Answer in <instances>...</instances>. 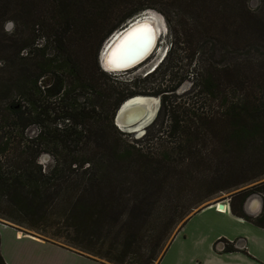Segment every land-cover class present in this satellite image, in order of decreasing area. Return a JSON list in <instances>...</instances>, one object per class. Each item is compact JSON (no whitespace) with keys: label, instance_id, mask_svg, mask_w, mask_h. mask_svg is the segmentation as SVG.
Instances as JSON below:
<instances>
[{"label":"trees","instance_id":"16d2710c","mask_svg":"<svg viewBox=\"0 0 264 264\" xmlns=\"http://www.w3.org/2000/svg\"><path fill=\"white\" fill-rule=\"evenodd\" d=\"M156 2L165 8L172 5L170 0ZM234 2L239 8L236 32L240 39L250 27L264 34V20L249 10L247 1ZM75 3L58 0L59 10L68 14ZM8 4V0H0V7ZM202 4L208 11L213 6L219 10L214 0ZM144 8V3L133 7L127 16ZM5 16L0 11V27ZM212 26L224 29L227 22L216 17ZM171 30L174 44L180 37L172 25ZM60 36L64 41V34ZM8 39L0 35L4 50L15 43ZM249 44L238 48L244 57L232 65L207 61L201 67L194 84L200 86L203 99L178 100L172 91L182 80L154 91L161 98L154 123L160 118L171 123L169 136L175 143L173 149L160 152V157L146 153L137 140L127 139L112 122L120 104L137 91L101 85L69 58L55 64L52 59L42 61L33 55L20 57L19 51L14 58L1 57L0 62L8 60V64L7 74L0 72V108L8 115L0 123V217L27 226L49 241L114 264H159L195 208L260 176L243 170L241 164L252 162V157L242 154L249 151L251 140L264 134V65L253 74ZM78 88L105 97L102 109L94 104L82 107L73 94ZM44 93L55 97L52 102L57 105L51 107L54 123L50 126L42 123L47 111L41 109L39 100ZM114 94L118 95L113 100ZM216 100L215 110L208 102ZM105 119L112 123H104ZM65 120L68 123H60ZM219 123L223 125L221 137L220 131L216 133ZM32 126L38 127L34 133L30 132ZM46 152L52 162L38 163ZM242 166V172L236 173ZM252 192L247 188L235 192L232 197H238L241 205L232 202V211L264 226L263 211L252 217L244 210ZM0 264H7L1 249Z\"/></svg>","mask_w":264,"mask_h":264},{"label":"rangeland","instance_id":"374dc122","mask_svg":"<svg viewBox=\"0 0 264 264\" xmlns=\"http://www.w3.org/2000/svg\"><path fill=\"white\" fill-rule=\"evenodd\" d=\"M170 1L172 5L165 8L166 6L164 4L156 2V0H76L75 5L66 14L59 10L58 0H8L9 4L7 8L0 7V11L6 15V20L0 27V35L2 37H8L12 40H10L12 43H15H13L11 49L5 50L0 45V51H2L0 53V59L3 56L6 59L8 57L14 58L12 56L18 51L20 57L33 55L42 61L52 59L55 64L64 63L69 58L70 60H76L84 68L88 77L95 78L101 85L115 84L123 92L135 90L137 91L135 94L152 95L158 98H160L159 95H156L154 91H157L159 86H165L170 83L177 84L182 80L177 89L172 91L179 96L178 100L182 98L190 99L191 97L203 99L199 93L200 86L194 84L197 81L199 73H202L201 67L205 66L207 61H214V63L217 62L219 65H232L236 63L244 57L242 53L238 52V48L241 45L250 43L248 48L251 47V57L254 62L253 74H256L259 67L264 65V34L258 31L257 28L250 27L245 31L246 35L244 39H240V34L236 32V29L238 30L236 24L239 19V8L234 0H214V4L219 5L218 11L214 6L211 8L212 11H208L206 6L202 4L203 0ZM246 1L249 10L264 20V0ZM143 3L146 4V8L132 16H127L133 7ZM215 10L217 13L214 12ZM166 14L171 19V25L179 33L180 38L174 44L173 41H175V38L172 36L171 25ZM146 15H149L155 21L156 25L159 24L157 26L161 28L158 46L155 51L146 61L131 69L117 72L106 71L102 62V50L105 42L113 32L119 31L131 19L137 16L147 17ZM216 17H219L223 22H227V28L223 29V27H218L215 30V27L212 26V21ZM9 20L15 22V29L11 34L4 30V24ZM63 34L65 37L64 41H62V36H60ZM247 40L249 41L247 42ZM26 61L25 59L22 60V62L27 63L28 61ZM162 61V65L158 68L157 66ZM7 64L8 60H1V73L7 74ZM156 67L158 69L155 70ZM100 69L105 71L106 74L100 72ZM66 76L69 81L70 74L66 73ZM73 94L78 97L77 99L81 103V106L87 108H91L94 104L101 110L102 106L100 107V104L106 100L105 97L91 89L78 88L74 90ZM117 95L114 94L113 100ZM54 100L55 97L46 96L45 93L41 95L39 100L41 109L44 112L47 111L43 115L45 120L42 122L46 123L47 126L54 123L51 114V109L55 106L57 107L52 102ZM202 102L203 100L199 104ZM209 103L216 110L217 100ZM7 115V111L3 107L0 108V123L6 121ZM157 115L158 112L155 118L152 119L153 121L144 124V129L146 130H140L141 132L126 130L124 132L127 139L137 140L138 145L146 153L151 152L160 157V152L166 149H173L175 143L172 141L173 138L169 136L171 123H168L163 118H160L154 123ZM112 122L115 123L114 120ZM112 122L109 119L104 120V123ZM60 123L68 122L65 120V122L62 121ZM117 128L121 130L118 126ZM37 130V126L30 128L31 133ZM121 131L123 132V130ZM219 131V137L224 136L222 123H219V128L216 133L218 134ZM250 142L249 151H244L242 157L244 155L245 157L250 156L253 158L252 162L241 163L244 168L243 166L238 168L236 173L240 174L243 168L248 173L260 175L259 178L236 190L215 195L209 201L195 208L190 214L193 215L207 203H220L221 201H226L230 205L234 202L236 206L240 207L241 204L238 197L233 198L232 196L235 192L243 188L253 190L246 201L249 198H256V200L259 198L260 206L257 211L264 212V134H259L257 138ZM44 154L51 156L48 152L42 155ZM51 162L52 160L46 164H50ZM0 219L2 220L4 218L0 217ZM14 224L24 233L32 235L38 234L43 237L42 234L27 226L17 223ZM180 225L181 223H179L177 228ZM216 245L219 244L217 243ZM51 248L53 247L49 244V263H57L59 261V264H74L71 255L68 256L60 250L54 251ZM55 249L59 248L57 247ZM165 249L162 251L156 263L159 261ZM82 254L103 264H114L99 256L86 253Z\"/></svg>","mask_w":264,"mask_h":264},{"label":"crops","instance_id":"0c3cea01","mask_svg":"<svg viewBox=\"0 0 264 264\" xmlns=\"http://www.w3.org/2000/svg\"><path fill=\"white\" fill-rule=\"evenodd\" d=\"M221 202L225 209H218L219 203L214 202L195 212L176 233L159 264H264V226L233 213L226 201ZM248 206L246 214L257 217L261 213L256 198ZM49 244L54 251L71 255L74 264H103L0 219V249L7 264H59L48 262ZM227 245L234 248L229 250Z\"/></svg>","mask_w":264,"mask_h":264},{"label":"water","instance_id":"95a60500","mask_svg":"<svg viewBox=\"0 0 264 264\" xmlns=\"http://www.w3.org/2000/svg\"><path fill=\"white\" fill-rule=\"evenodd\" d=\"M120 32H124V33L120 37L115 39V41H113L112 47L109 49V52L107 53V55L110 54L111 51H113L115 48L118 47L116 53L114 54V56H112V59L109 62L111 64V67L113 68L123 67V69L121 70H128L137 66L138 64L142 63L152 55L154 49L158 44L156 37V33L158 32L157 25L149 20H146L145 16H137L131 19L127 24H125L122 27ZM113 33L108 39L112 37ZM102 62L105 70L108 71L103 59ZM133 63H135V65H133ZM129 65H133V66L129 67ZM136 95L139 94H135L134 96H130V97H136ZM140 95H143V97L152 96L146 94H140ZM130 97L126 98L120 104L114 117L115 124L123 131H126L124 127H127L128 129L136 128L135 126L141 124V122H143L148 117V112L146 110L147 107L146 105L142 104L141 101L138 100L135 103H133V105H128V106L126 105V102L128 101V99H130ZM158 102H159L158 104V109H159L160 98H158ZM122 120L123 123H120L122 122ZM120 124H123V128L121 127ZM144 128L143 130H146ZM135 130H140V127L139 129L131 130V132H136ZM249 201L250 198L244 204V208L246 211L250 210L248 206ZM218 206L219 208L223 209L225 207V204L223 202H220ZM4 221L10 222L8 220H4Z\"/></svg>","mask_w":264,"mask_h":264},{"label":"bare ground","instance_id":"6f19581e","mask_svg":"<svg viewBox=\"0 0 264 264\" xmlns=\"http://www.w3.org/2000/svg\"><path fill=\"white\" fill-rule=\"evenodd\" d=\"M147 16V15H146ZM155 17V16H154ZM145 19L146 20H149V21H151V22H153V23H155V21L154 20H152L151 19V17H149V15L147 16V17H145ZM158 19V18H157ZM156 24V23H155ZM158 26H159V24H157ZM157 26V29H158V32L156 33V37H157V43H158V41H159V36H160V34H161V28L160 27H158ZM122 29V28H121ZM120 29V30H121ZM120 30L119 31H117V32H115V33H113V35H112V37L110 38V39H108L106 42H105V45H104V47H103V50H102V53H103V60H104V63H105V66H106V68H107V70L109 71V72H117V71H122L121 69H123V67H120V68H113V67H111V64L109 63L110 62V60L112 59V56H114V54L116 53V50L118 49V47L117 48H115L113 51H111V53L110 54H108L107 55V53L109 52V49L112 47V43H113V41H115V39H117L118 37H120L124 32H120ZM157 46H158V44H157ZM157 46H156V48H157ZM155 48V49H156ZM155 49H154V51H155ZM112 53H113V55H112ZM105 58H106V61H105ZM146 61V60H145ZM144 62V61H143ZM142 62V63H143ZM141 64V63H140ZM133 65H135V63H133ZM133 65H129V67H132ZM139 65V64H138ZM134 96V95H133ZM141 101L142 102V104H144V105H146V107H147V112H148V117L145 119V121H143V122H141V124H139V125H137V126H135L136 128H130V129H128L127 127H124V129H126V130H133V129H139V127H140V130L142 131L143 130V128H144V124L145 123H147V122H150V121H153L152 119H154L155 118V116H156V113H157V109H158V104H159V102H158V98L157 97H155V96H151V97H143V95H136V97H130V99H128V101L126 102V105L128 106V105H133V103H135L136 101ZM120 123H123V120H122V122H120ZM121 125V127L123 128V124H120ZM140 130H135V131H140ZM140 131V132H141ZM257 202L258 203H260V201H259V198H258V200H257ZM226 208V205H225V207L223 208V209H225ZM222 210V209H221Z\"/></svg>","mask_w":264,"mask_h":264},{"label":"clouds","instance_id":"9594fccd","mask_svg":"<svg viewBox=\"0 0 264 264\" xmlns=\"http://www.w3.org/2000/svg\"><path fill=\"white\" fill-rule=\"evenodd\" d=\"M15 29V22L14 21H6L5 24H4V30L11 34ZM52 160V157L51 156H48L46 154L42 155L41 157L38 158L37 162L40 163V164H46L48 163L49 161Z\"/></svg>","mask_w":264,"mask_h":264},{"label":"built area","instance_id":"2783aa9c","mask_svg":"<svg viewBox=\"0 0 264 264\" xmlns=\"http://www.w3.org/2000/svg\"><path fill=\"white\" fill-rule=\"evenodd\" d=\"M230 206H231L230 203H227V209L230 208ZM218 209L221 210V208H219V206H218Z\"/></svg>","mask_w":264,"mask_h":264}]
</instances>
